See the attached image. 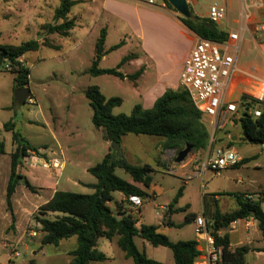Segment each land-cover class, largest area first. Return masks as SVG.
<instances>
[{
    "label": "rangeland",
    "instance_id": "rangeland-1",
    "mask_svg": "<svg viewBox=\"0 0 264 264\" xmlns=\"http://www.w3.org/2000/svg\"><path fill=\"white\" fill-rule=\"evenodd\" d=\"M110 1H115L116 5L113 9L117 12L118 19L115 29L109 34L105 48L109 49L114 45L120 47L110 52L101 62L100 67L115 69L124 59L136 53L142 54L141 59H131L122 64L119 69L122 74L132 76L146 66L144 74L142 73L136 79L138 87L134 86L135 80L131 78L120 79L110 75L93 77L88 74L95 56L96 41L102 29L100 22L92 17L88 8L101 10L103 0H100L99 5L74 7L70 16L77 15L78 12L80 16L77 19V26L70 30L66 37L61 34H49L47 29H43L45 25L54 23L55 11L59 8L61 0L42 1V13L30 20L26 33H22L19 37L20 42H16L19 45L35 40L41 45L39 50L30 51L21 57L30 69L29 90L31 95L29 98L33 99L34 104L29 103V98L24 105L15 101L14 75L7 70L6 65L0 66V141H4L6 146V153L0 156V190H2V184L5 187L4 197L0 196V212L4 205L3 213L5 214L6 211L9 213L11 222L13 221L11 215L13 203L9 208L6 202V180L10 175V153L16 146L12 140V132L4 130L6 123L14 122L15 129L39 149L38 153L30 152L26 165L23 164L20 167V172L24 167L26 171L27 168H36L37 179L31 176L36 186L40 187L43 183L53 185L57 181L55 188L57 191L92 194L95 190L88 186L95 185L98 181L88 170L100 164L108 153H112V150L111 144L108 145L105 139V131L97 129L92 123L93 110L85 95L88 87H99L107 99L120 98L122 100V104L113 109V115H130L136 105H146L147 110L153 107H149L145 100L153 95L159 78L169 82L170 85L177 81L183 55L190 44L165 17L171 16L172 13L181 18L182 16L170 7L163 10L131 0ZM4 3V0H0V14L4 12ZM210 3L211 0H205L196 6L190 5V10L196 16L205 15ZM107 8L109 9V3ZM12 9L14 12L15 8ZM237 18V13L229 14L230 29L236 28L234 21ZM61 23L62 21L58 22V24ZM0 24H3L2 20ZM220 27L226 29V24H221ZM141 37L143 41H140ZM174 88L175 90L182 89L179 83L175 84ZM239 105L238 102V107ZM242 111L239 108V112L242 113ZM200 124L210 133L208 147L198 152L191 151L183 163L174 166L173 163L178 153L176 150L165 148L164 138L132 134L122 138L123 153L130 163L150 165L155 170L153 186L156 187L160 199L158 201L151 198L144 200L141 207L142 215L139 218L141 222L150 225L162 224L165 218L156 215L155 212L160 210V204H164L168 199H174L183 187V194L177 205L181 210L173 216V221L181 226L159 231L171 241L186 240L194 236V224L186 223V217L189 213L201 212L204 197H210L223 191L236 194L249 191L254 198H258L264 191V186L261 191L256 190L260 183L264 185V145L249 144L239 137L233 140V136L242 135L239 123L237 125H234V122L229 123L214 132L210 119L202 115ZM215 146H223L235 151L241 159L239 167L233 166L225 170L220 177L206 172L202 181V177L193 170L196 166H200L207 152ZM54 159L64 163L60 176L56 174L57 170L52 165ZM167 161L171 168L167 167ZM44 162L51 163L49 170L43 168ZM180 165H186L188 169H192L186 175L187 181L176 176ZM60 168L61 166H58V169ZM115 174L128 183H133L131 176L123 169L117 168ZM252 182L254 184H251ZM146 191L151 192L148 188ZM31 192L37 193L36 189ZM32 193L22 182L17 186L18 201L16 199L15 208L21 209L23 201L34 205L18 214L23 219L19 217L20 234L27 228V235H23L16 247L18 257L12 256L13 248L5 246V244L17 241L12 232L15 230V220L9 234L0 236V264H69L71 258L64 250L68 247H75V241H65L63 247L42 245L43 233L40 232L41 226L36 223L34 216L39 207L48 201V194L43 191L37 195ZM112 197L113 200L108 205L111 210L115 211L123 195L114 192ZM225 198L231 202L229 209H233L236 205L235 199ZM36 203L41 205L38 206ZM49 217L52 219L54 215ZM27 222L30 223L27 224ZM33 231L36 233L35 236H32ZM143 243L147 244V249ZM135 244L140 252L146 253L149 259L163 264H175L169 248L154 247L140 238L135 239ZM97 249L109 259L91 264H134L133 260L127 258L118 247L117 239L109 241L106 238H100Z\"/></svg>",
    "mask_w": 264,
    "mask_h": 264
},
{
    "label": "trees",
    "instance_id": "trees-1",
    "mask_svg": "<svg viewBox=\"0 0 264 264\" xmlns=\"http://www.w3.org/2000/svg\"><path fill=\"white\" fill-rule=\"evenodd\" d=\"M78 2L75 0H61L59 8L55 11L54 23L45 25L49 34L66 36L75 27V20L69 19L71 9ZM168 7L172 8L170 4ZM193 14V13H192ZM185 26L202 39L223 43L228 34L218 25L208 19L200 18L193 14L190 19L181 18ZM62 21L61 24H58ZM106 31L103 29L95 45V57L88 74L93 77L103 75L115 76L125 79L119 69L122 64L131 60L132 56L124 59L115 69H101L102 58L108 53L105 51ZM41 45L32 40L20 46L3 45L0 43V54L3 65L9 64L10 72L14 75V89L29 88L30 69L21 60V57L30 51L39 50ZM113 47L111 50L117 49ZM142 69L135 75L128 76L136 80ZM86 98L93 110L92 123L97 129L105 131V139L109 143H122V138L129 134L147 135L165 139V148L182 151L186 146L191 151L198 152L208 147L210 133L200 124L202 114L195 108L189 94L181 90L167 89L149 110L142 105H136L130 115H113V109L122 104L120 98L107 99L97 86H90L86 90ZM27 103V102H26ZM247 95H242L239 108L246 115L237 121L242 131V140L253 145H264V106ZM260 108L261 116L256 118L252 110ZM4 130L12 132V140L16 150L11 154V172L7 186L6 201L9 208L12 206V197L20 182L30 191H35L28 179L21 174L20 167L30 152L38 153L39 149L25 139L15 129V123L10 121L4 125ZM112 150V149H111ZM6 153L4 141H0V155ZM122 153V152H121ZM239 163L234 167H239ZM117 168L129 174L134 183L149 188L153 183L154 168L150 165H133L123 156L113 158L108 153L104 160L90 168L88 172L97 179V184L89 185L94 189L92 194H77L67 191H57L52 199L42 205L34 216L37 224L41 226L40 232L42 245L58 246L63 240L76 238L77 248L69 252L72 264H91L107 260L104 253L98 251L97 245L100 238L109 241L117 239L118 247L125 256L132 259L134 264H163L149 259L144 252H140L135 244V239L140 238L149 242L154 247H166L172 251L175 264H195L200 252L194 240L172 242L167 236L159 232V227L154 225L137 226V221L131 214L130 196H139L146 199L148 194L139 187L128 183L115 174ZM119 192L124 200L117 203L116 210L109 207L113 200L112 193ZM183 188H180L169 208L170 211L182 197ZM234 196L238 205L237 210L230 213H221L220 210L211 215L213 226L210 228L214 237L215 246L222 247V261L219 264H246V255L249 249L245 246L230 249L227 236L218 233L227 228L231 223L252 218L264 234V211L261 204L264 202V192L257 200H248L243 194H226ZM54 215V218H50ZM196 214L191 218L195 219ZM14 221V218H13ZM173 226V223H170ZM34 232V231H33Z\"/></svg>",
    "mask_w": 264,
    "mask_h": 264
},
{
    "label": "crops",
    "instance_id": "crops-1",
    "mask_svg": "<svg viewBox=\"0 0 264 264\" xmlns=\"http://www.w3.org/2000/svg\"><path fill=\"white\" fill-rule=\"evenodd\" d=\"M4 1H5L4 12L0 14L1 15L0 20L3 21V24H0V43L3 45L20 46L21 44H23L25 42H23L19 45H17L16 42H20L19 41L20 35L22 33H26L27 24L30 23V20L35 19L36 17L40 16V13H42L41 12V10H42L41 4H42L43 0H4ZM75 1H77L78 3L74 7H76L78 5L90 6V5H99L100 4V0H75ZM109 1L110 0H103L101 10H98V9L94 10L91 7L88 8V11L92 15V17L94 19H96L98 22H100V26L102 28L101 31L103 29L106 31L105 46H106V41L109 37L111 30L115 29V24H116V21L118 19V14L113 9V6L116 5L115 1H110V2ZM242 1L243 0H229L230 13L231 12L238 13V9H239L240 3H242ZM108 3H109V9L107 8ZM12 8H15L14 12H12L13 11ZM72 9H71V11H72ZM11 13L12 14L15 13V14L12 15ZM70 14H71V12H70ZM70 14H69L68 18L75 20V27H76L77 26V19L80 16V13L78 12L77 15L73 14V16H70ZM165 18L167 19V21L172 26L177 28L183 36H185L186 40L189 42L190 45H189L188 49L186 50L185 54L183 55L181 67H180L179 72H178L177 81L173 85L172 84L170 85L169 82H167V81L165 82L162 78H159L156 85H155V91H154L153 95L145 100V103H147L149 107L150 106L152 107L154 105L155 101L160 96H162L167 89H174L175 90L174 85L178 84V83L180 84V74L184 68V61H185L188 53L190 52V50L192 49V47L194 46V44L196 43V41L199 38L196 34H194L192 31H190L185 26V24L181 20V17L177 16V14L172 13L171 16H166ZM252 19H253L254 25L258 24V23H264V7L262 9L253 10ZM221 27L219 26L220 29H222L224 31L226 30V29H223ZM253 28H254V26H252V30L250 33L245 34L241 37L240 52H239V57L237 59L238 72L232 78V81H231V83L227 89V99L235 102L237 105H238V102L240 103L242 95H247V96L251 95V93L253 92V87H254V83L256 82V80H263L264 81V40L262 39L260 33H256L253 31ZM90 30H92V29L90 28ZM101 31H100V33H101ZM69 32L66 36L69 35ZM141 40L143 41L142 37H141L140 41ZM115 46H119V45H114V46L110 47L109 49L105 48V51L108 53L102 58L101 62L105 59V57L110 52L114 51L111 49ZM146 46L149 47L148 44H146ZM53 48H55V47H53ZM150 50H149V53L152 55V52H150ZM145 55L148 56V53L145 52ZM141 56H142V54L136 53V54H133L131 59H141L142 58ZM101 62H100V64H101ZM99 67H100V65H99ZM145 67L146 66H143L144 69H145ZM101 69H105V68H101ZM144 69H142L141 74L142 73L144 74V72H145ZM123 75L126 76L125 79L126 78L128 79V75H126V74H123ZM140 75H139V77H140ZM134 86L138 87V83L136 80H135ZM28 100H29L30 104H34L33 99L29 98ZM143 108H147L146 105H143ZM242 113H243V111H242ZM237 124H235V122H234V125H237ZM238 137L242 138V135L238 134L237 136H233L232 139L236 140ZM109 144H111V143L108 142V145ZM44 148H46V146ZM15 150H16V147L14 148V150L10 154H12ZM121 150H122V154L124 156L122 144H121ZM124 158L127 160V157L124 156ZM53 162H57L58 166L59 167L61 166L60 169H58V168L56 169L57 170L56 174H58L60 176V174L62 173V168L64 167V163L60 162L57 159H54ZM168 163L169 162L167 161L166 162L167 167L171 168L168 165ZM175 164H177V163L174 162L173 166ZM35 169L36 168H33V169L27 168V171H26V169L24 167L21 171V174L24 175L28 179V181L31 183V185L37 191V193H32L31 191H30V193L37 195V194L42 193V191H43V193L48 194V201H50L52 199V197L54 196V194L57 192V190L55 189L57 187V181H55L53 185L50 183H43L42 185H40V187L36 186L33 183V180L31 178V176H34V179H35V177L37 179V174H36ZM172 170H173V168H172ZM189 170H192V169H188V166H186V165H183V166L180 165L179 169H178L179 172L176 174V176H178L183 181H185L186 175L188 174ZM193 171L196 172V167ZM10 172H11V168H10ZM173 172H174V170H173ZM207 172H209V171H207ZM205 173L200 174V177H202V181L204 180V174ZM9 178H10V175L6 180L7 186H8ZM187 180L188 179H186V181ZM239 183H241V181H239ZM131 184H133V185L139 187L140 189L144 190L148 194L147 198L154 199L155 201H158L160 199L159 193L156 192V187L153 186V183L148 188L151 190L150 193H148L146 191V188H144V186L141 184L134 183V182ZM251 184H254V182H252ZM5 186H6V184H5ZM202 186H204V185L202 184ZM263 186H264L263 183H260L256 187V190L261 191V188ZM4 188L5 187L2 184V190H0L1 198L4 197ZM16 191H17V188H16ZM161 192L162 191H160V193ZM228 193L236 194V193H233L230 191H223V192H220L219 194L212 195L210 197H204L201 212L200 213H189V214H187V217H186V223H188L190 225L194 224V236L190 237L186 240L172 241L174 243L180 242V241H190V240L196 241L198 244L197 249L201 254L197 258L195 264H205L204 263L205 253H206L205 251H206V247H207L206 241H204V239L202 237L198 236L195 232V227H196L195 219L198 216H202L205 218V220L207 222H210V221L213 222L210 217L216 211V209L220 210V212L223 214L224 213H230V212L237 210L238 205H237L235 197L233 195L232 196L226 195ZM239 194H243L244 197L249 195L253 198L252 200H254V201L260 197L259 196L258 198H254L253 195L249 194V191L242 192ZM6 196H7V190H6ZM225 197H232L235 199L236 205L233 209H229L231 206V202L229 200H227ZM16 199H17V194L15 192L12 199H11V201L13 203V213L11 215H12V219L14 218V220H15V223H14V229L15 230L12 232L16 236L17 241L15 243L14 242L8 243V245L5 244V246H7L8 248L11 247L15 250H16V247H17L19 241H21L23 235L24 234L27 235V233H26L27 228L25 230H23L22 233L20 234L21 227H20V223H19V217H20V219H22V216H19L18 214L23 213L22 211H24V210L27 211L29 207L34 205V204H29L26 201H23L21 203V206H22L21 209H17L14 206L16 204ZM123 200H124V196H123V199L121 200V202ZM142 200H143V204H144L145 199H142ZM17 201H18V199H17ZM172 201H173V199H171V200L168 199L167 201H165L164 204H160L159 205L160 210L155 212L156 215L165 218V220L162 224L154 225V226L159 227V231L162 229H172V228H177V227L181 226V225H177L173 221L174 214L177 213L178 211H180L181 209L179 207H177V205H178V203H177L174 206V208L172 209V211H170L169 206L172 203ZM263 203L261 204V208L264 211ZM36 204L38 206L41 205L38 203H36ZM42 205H44V204H42ZM3 206L4 205H2V210L0 212V236H4L5 234H9V232L11 230V226L13 225V222H14V221L11 222L10 217H9V213L7 211L5 214L3 213ZM130 210H131V214H132L133 218L137 221L138 227H140L141 225H150V224L143 223L139 220V218H141V215H142L141 214V208L139 209V213H137L138 210L133 205L131 206ZM192 214H196L195 219L191 218ZM29 223L30 222H27V224H29ZM170 223H173V226L170 225ZM218 234L220 236H227L228 237L231 250H234L236 248L243 247V246H245L249 249V251L246 255V264H264V234L261 232V230L258 227V223L254 219L248 218V219L235 221V222L231 223L227 228L219 231ZM29 235L31 236V234H29ZM72 239H74V238H70L68 240H63L57 246V247H63L65 241H69V240L75 241L74 242L75 247H73V248L68 247L64 250L65 253L67 254V256L71 258L69 260V264H72V257L69 256V252L77 248V240H72ZM143 245L147 249V247H148L147 244L143 243ZM106 257L108 260L109 257L107 255H106Z\"/></svg>",
    "mask_w": 264,
    "mask_h": 264
},
{
    "label": "built area",
    "instance_id": "built-area-1",
    "mask_svg": "<svg viewBox=\"0 0 264 264\" xmlns=\"http://www.w3.org/2000/svg\"><path fill=\"white\" fill-rule=\"evenodd\" d=\"M138 4L149 7H156L167 10V0H131ZM205 0H186L188 5L196 6ZM264 0H243L238 9V18L234 21L236 28H229L228 18L230 14L229 0H211L207 6V13L200 18H205L212 23L220 26L226 24L228 38L225 42L219 43L208 39L198 38L185 61L184 68L180 74V86L188 92L195 108L210 119V124L214 128L222 129L227 124L236 122L244 114L239 112L238 105L227 99V89L232 78L238 72L237 59L240 52L241 37L252 30L260 33L264 40V23H253V10L262 9ZM10 71L9 64L6 65ZM264 106V81L256 80L253 92L249 96ZM31 102V101H30ZM254 117L261 116V109L256 108L251 112ZM27 159V158H26ZM26 159L24 164H26ZM238 154L230 148L215 146L207 152L205 159L196 166L197 174L207 171L214 176L220 177L223 172L240 162ZM54 168H58V163H52ZM43 168L49 170L51 163L44 162ZM246 199L252 200L249 195ZM129 202L138 210L143 205L142 198L130 196ZM195 232L207 243L205 253V264H219L222 261V247L215 246L214 237L211 235L210 228L213 222H207L204 217L198 216L195 219ZM36 233L32 232V236ZM12 256L18 257L17 250H12ZM12 259V258H10Z\"/></svg>",
    "mask_w": 264,
    "mask_h": 264
},
{
    "label": "water",
    "instance_id": "water-1",
    "mask_svg": "<svg viewBox=\"0 0 264 264\" xmlns=\"http://www.w3.org/2000/svg\"><path fill=\"white\" fill-rule=\"evenodd\" d=\"M167 2L172 6V8L183 18L190 19L193 17V14L190 10V6L186 2V0H167ZM3 63V57L2 54H0V66ZM31 91L29 88H17L14 91V99L15 101L20 104L24 105L27 101V99L30 97ZM243 118L246 117L245 114L242 115ZM238 122L236 121L235 124ZM111 149H112V156L113 158L121 157V144L119 143H111ZM192 148L190 146H186V148L182 151H180L175 159V162L177 164L183 163L188 155L191 153Z\"/></svg>",
    "mask_w": 264,
    "mask_h": 264
}]
</instances>
